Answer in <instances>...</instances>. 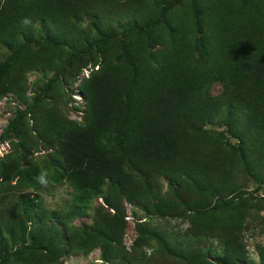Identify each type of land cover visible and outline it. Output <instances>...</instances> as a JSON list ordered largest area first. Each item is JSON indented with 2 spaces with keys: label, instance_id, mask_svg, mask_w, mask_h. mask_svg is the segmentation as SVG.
<instances>
[{
  "label": "trees",
  "instance_id": "trees-1",
  "mask_svg": "<svg viewBox=\"0 0 264 264\" xmlns=\"http://www.w3.org/2000/svg\"><path fill=\"white\" fill-rule=\"evenodd\" d=\"M189 1L193 21L182 32L173 11L183 0H0V45L8 52L0 60V98L10 92L22 97L27 69L62 67L68 74L104 44L117 46L114 62L99 66L84 84V123L55 108L40 110L37 127L54 145L52 161L26 168L15 158L0 163V264H57L65 253L97 246L108 258L109 240H120L122 211L109 189L130 204L152 207L158 217L200 214L195 228L241 196L239 173L264 185V0ZM84 21L90 31L80 29ZM159 26L172 34V44L156 50ZM40 32L66 57L31 55ZM216 82L221 90L212 94ZM211 124L236 143L210 134L205 126ZM46 174L73 188L68 211L45 204L39 191ZM158 179L173 187L167 198L159 194ZM95 197L119 212L113 219L99 215L91 227L96 234L84 238L85 231L70 223L86 215ZM247 206L206 223L220 251L182 252L179 236L163 227L140 233L186 264H203L201 256L251 264L238 236ZM119 257L115 264H151Z\"/></svg>",
  "mask_w": 264,
  "mask_h": 264
},
{
  "label": "rangeland",
  "instance_id": "rangeland-1",
  "mask_svg": "<svg viewBox=\"0 0 264 264\" xmlns=\"http://www.w3.org/2000/svg\"><path fill=\"white\" fill-rule=\"evenodd\" d=\"M173 12L174 18L183 32L186 26H189L193 21L194 13L191 12L190 1L183 0V3H175ZM80 29L90 31L89 23L82 22ZM91 32L93 31L91 30ZM155 33L162 42L159 43L160 47L156 50L172 44V34L164 30L162 26L156 28ZM185 35L188 36L187 33ZM38 38V42L31 47L32 51H29L31 55L43 52L51 59L57 56L66 57V54L58 46L45 41L43 33L40 32ZM114 44L116 43L108 42L104 44L101 53L93 51L91 55L84 56L81 61L69 68L70 73L68 74L62 67H58L59 71L57 72L48 68L47 71L40 68H30L25 71V86L22 89V97L15 92H10L0 98V163L15 158L23 168H26L33 161L38 162L41 166L52 161L54 145L52 141L40 134L37 127V117L41 112L40 110L47 107L55 108L65 119L84 123L86 118L84 84L88 77L98 71L99 66L114 62L117 47ZM66 51L68 52L67 48ZM6 56H8V52L4 46L0 45V60L3 61ZM86 60L88 64L79 69L78 64ZM220 90L221 85L217 82L211 86L212 94H217ZM10 122L14 124L13 127L7 132V136L1 139ZM205 129L210 131V134L218 136L223 142L231 145L236 143V140L229 136L224 128L216 124L206 125ZM239 177L242 188L241 196L232 200L231 207L221 208L220 216H203L202 222L195 228H193V222L200 220V214L196 215L195 212L187 211L181 215L158 217L154 214L152 207L145 209L141 204H130L123 194L115 189H109L114 194L117 205L122 211L115 212L114 209L104 203L102 197H95L91 201L86 215L77 216L70 223L71 226H78L84 230L82 236L87 238L88 235L96 234L91 227L99 215L113 219L115 213L119 212L121 227L118 236L120 240L119 242L109 240L106 246L110 253L108 258L104 255L103 247L97 246L89 251L73 250L65 253L60 257L57 264H115L120 260L119 255L131 260H146L151 264H186L183 259L162 252L155 240L145 234L141 235L140 229L163 227L176 233L180 239L177 248L182 252H186L190 248L214 249L215 246L218 248V239L209 236L206 223L210 218L224 219L235 216L237 211L241 212L243 203L247 204L249 208L245 210L238 236H241L247 262L260 264L261 254H264V185L259 186L248 176L242 180L243 175L241 173H239ZM158 183L159 194L167 198L168 192L170 193L173 187L168 185L164 179H158ZM39 193L49 208L68 211L72 207L74 190L68 182L54 183L49 180L46 174L44 186ZM217 203L215 200L212 201L213 205ZM240 204L242 205L240 206ZM198 227H201L202 231H198ZM232 231L236 232L234 229ZM217 248L215 249L220 251ZM201 259H203V264H223L207 256H201Z\"/></svg>",
  "mask_w": 264,
  "mask_h": 264
},
{
  "label": "clouds",
  "instance_id": "clouds-1",
  "mask_svg": "<svg viewBox=\"0 0 264 264\" xmlns=\"http://www.w3.org/2000/svg\"><path fill=\"white\" fill-rule=\"evenodd\" d=\"M27 22V21H26Z\"/></svg>",
  "mask_w": 264,
  "mask_h": 264
}]
</instances>
